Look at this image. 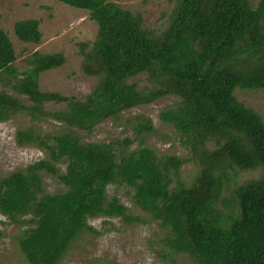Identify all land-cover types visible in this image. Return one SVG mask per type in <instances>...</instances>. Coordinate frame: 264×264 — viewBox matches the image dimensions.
I'll list each match as a JSON object with an SVG mask.
<instances>
[{
    "label": "trees",
    "instance_id": "1",
    "mask_svg": "<svg viewBox=\"0 0 264 264\" xmlns=\"http://www.w3.org/2000/svg\"><path fill=\"white\" fill-rule=\"evenodd\" d=\"M55 1L89 12L96 22L95 41L80 47L83 72L98 83L84 98L43 92L40 76L62 67L64 55L35 52L18 67L0 28V123L25 115L59 125L54 133L18 130L17 146H36L45 157L0 178V214L24 228L15 241L25 261L61 264L83 234L95 231L92 219L141 222L109 196V187L118 185L132 189L133 203L158 223L162 259L184 254L194 264H264V121L234 95L264 90V0L256 6L252 0H174L159 29L109 0ZM14 34L39 44L40 21H18ZM141 75L148 85L129 82ZM167 97L175 103L160 119L174 127L189 158L158 156L143 144L130 150L127 138L84 140L101 123L119 124L125 111ZM50 104L64 108L49 110ZM134 119L138 136L153 131L149 118ZM187 162L198 167L190 184L181 176ZM257 170L258 177L235 182ZM46 175L64 189L47 192Z\"/></svg>",
    "mask_w": 264,
    "mask_h": 264
},
{
    "label": "rangeland",
    "instance_id": "2",
    "mask_svg": "<svg viewBox=\"0 0 264 264\" xmlns=\"http://www.w3.org/2000/svg\"><path fill=\"white\" fill-rule=\"evenodd\" d=\"M109 1L133 14H142L145 25L155 29L165 25L174 7V0ZM258 2L259 0H252L254 6ZM28 19L40 21L42 39L39 44L23 43L14 34L15 23ZM0 28L8 34L13 43L18 67L23 66L24 58L35 52L64 55L65 64L62 67L40 76L39 87L43 92H56L67 97L84 98L97 85L98 79L85 75L82 69L83 56L80 45L93 43L98 30L96 22L90 19L89 12L72 8L55 0H0ZM129 82L137 83L140 88L148 85L145 75L135 77ZM9 93L14 94L10 90ZM234 95L246 107L256 111L264 121V90L237 89ZM174 103V98L167 97L152 104L127 110L122 114L119 124L105 121L91 134H82L83 138L87 142L103 143L123 142L127 138L132 142L130 150L143 144L152 148L158 156L174 155L187 159L189 152L182 145L174 127L160 119L161 112ZM47 108L49 110L63 109L64 105L50 104ZM135 117L149 118L153 131L147 135L138 136L134 129ZM28 127H35L44 133H54L59 130V125L52 120L36 122L25 115H18L8 122L0 123V178L45 157V154L36 146L23 148L17 146L16 133ZM197 172V165L187 162L181 169L182 179L190 184ZM259 174V170L242 172L235 182L242 184L258 177ZM44 181L47 192L58 193L64 189L57 177L46 175ZM233 188L234 185L225 189L224 198H230ZM109 196L118 197L130 209L131 214L141 219V222L126 224L121 218L90 220L89 224L95 231L83 234L61 264H194L184 254H173L167 259L160 257L165 253L161 243L164 234L158 223L133 203L132 189L111 185ZM22 229L24 228L10 223L0 214V264H28L19 252L15 241Z\"/></svg>",
    "mask_w": 264,
    "mask_h": 264
}]
</instances>
